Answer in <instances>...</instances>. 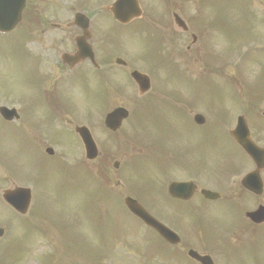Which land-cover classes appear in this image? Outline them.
<instances>
[{"label": "flooded vegetation", "instance_id": "obj_1", "mask_svg": "<svg viewBox=\"0 0 264 264\" xmlns=\"http://www.w3.org/2000/svg\"><path fill=\"white\" fill-rule=\"evenodd\" d=\"M0 1L7 3L8 7H12V3L20 5L21 2V0ZM4 15L10 16L0 14V16ZM21 16V22L10 32L0 34V62L12 61L15 79L19 84L18 92L14 94L6 93L0 84V107L13 109L15 113L14 121L7 122L4 118H9V113L3 115V118L0 110V124H2L0 133L3 136L12 135L16 145L20 144V133L23 129L30 131L33 136L39 135V138L49 143L67 145L69 141L63 140L53 131L39 132V125L55 121L61 123L63 127L65 122L67 123L65 117L70 113L75 114V111L68 109L66 95L68 81L86 73L93 77L96 83V70L101 65L103 67L110 65L112 57L116 58L119 50L117 51L113 45L104 44L100 35L96 34V0H24ZM76 16L82 17L76 18ZM160 26L158 37L147 36L143 44V56H145L143 64L149 73L151 87L149 92L139 98L141 111L146 113L151 121H155L154 113L157 110L163 114L164 121L171 122L174 112L180 110L181 99L178 93L163 92V82L172 80L175 83L181 62L199 64V77L194 79L205 81V93H193V98L189 99V102L190 100L193 102L190 105L188 103V109L185 111H188L187 116L190 117L192 127L205 133L207 145L211 141L214 127L212 103L207 86L213 79L212 69L221 74V79L227 80L224 76L227 67L225 52L223 50L214 55L208 43L201 45V35L192 38V33L188 31L185 34L191 36L194 44L185 47L187 54H181V36L177 30L171 29V24L168 22ZM112 38V44L114 41L118 43L121 35L114 32ZM166 42L172 43L169 44L167 54L164 50ZM198 42L200 45H197ZM123 69L128 71L130 66L125 64ZM160 73L161 75H156ZM262 81L260 83L261 81L256 80L259 86H264V78ZM239 83L245 90L243 87L245 83L243 81ZM200 94L204 102L203 107L198 109L196 103L200 101ZM257 95L247 88L244 93H237V101H243V107L245 100L250 101L240 114L246 120L252 140L264 147V123L259 119L261 109L258 108L257 101L253 103ZM260 99L264 102L262 95ZM198 114L203 117L199 126L193 122ZM237 116L239 115H236L234 121ZM227 125L228 122L225 126ZM37 143L38 141H34L33 146L36 147ZM76 143L79 144L78 139ZM159 143L163 154L166 153L165 142L159 141ZM168 159L175 167L181 164L179 156L169 155ZM3 160L4 157L0 152V166ZM252 170L254 165L247 157H228L215 166L212 173L209 165L203 172L190 166L182 168V175H178V171L161 172L165 192L168 185L174 181H191L195 184L193 194L187 200L173 199L167 193L164 194V190L160 196V218L163 224L180 238V244L175 248L185 253L191 249L197 250L190 239L207 242L210 239L206 234L209 233L215 241L231 242L237 246L238 251L245 247L249 255L253 256L252 264H255L258 250L264 244V221L255 224L246 216L260 206H264V172L260 173L263 194L256 196L242 186L244 177ZM251 185L255 186L256 181L249 178L247 186ZM202 190L215 193L217 197L206 199L201 195ZM170 205H173V208ZM170 221H176L174 228L169 226ZM225 255L227 260L231 254Z\"/></svg>", "mask_w": 264, "mask_h": 264}, {"label": "rangeland", "instance_id": "obj_2", "mask_svg": "<svg viewBox=\"0 0 264 264\" xmlns=\"http://www.w3.org/2000/svg\"><path fill=\"white\" fill-rule=\"evenodd\" d=\"M210 1L211 4L209 5V8H207L206 11L204 10V12H207L208 14L203 16L206 19V32L212 37L221 32L222 36H225L223 43H219L220 40L216 38L212 42L213 45L217 44L220 46L224 44L221 47L225 52L226 60L229 61L228 66L236 65V68L240 69L242 73L241 79L245 78L246 89L249 88L251 93H262L256 80L262 81L264 75L256 77V80L252 78V75L254 74L255 68H257L258 71H260V68L264 70V50L259 51L255 48H251L248 49V52H241L240 48L239 50L238 48L236 49L237 40L239 41L241 38L254 35V33L251 34V31H249V29L252 30L254 28V26H250L254 21L249 18H243V20H240L239 18V16H248L244 10L245 4L243 3L245 2H243V0ZM247 3H249L250 8L253 9L254 13L261 14V16L257 17L264 19V16H262L264 15V0H252ZM155 8H157V6H155ZM215 17H218L217 21L212 22ZM145 18L149 17L143 16V19ZM102 19L103 20L99 23V30L105 44L113 45L114 48L122 49V52L126 53V50H128L127 47L131 42H122L120 40L118 43L114 41L112 44V33L119 32V27L109 20L106 15ZM263 28L264 27H262V30ZM260 34L262 35V33ZM262 37L264 38V35H262ZM246 41L248 42L247 44H249L250 38ZM131 50L132 48H130V51ZM130 51H127V53ZM130 56L134 57V53H130ZM116 75L127 82V79H125L126 74L124 72H118ZM227 76L226 81L217 78L215 81L209 82L210 84H208V94L212 103V108L214 111L219 112L223 118L228 117L225 114L226 109L228 110V108L231 107L232 110H235L237 108V93H244V88L240 87L241 83H238L239 80L236 78L234 72ZM231 81L235 85L233 88L229 89V83ZM0 84L3 86L6 93L14 94L18 92L19 84L15 79V73L11 62H0ZM174 86L177 88L176 91L179 93V97L188 100L193 98V93H205V81L202 80L201 83H199L198 81L191 79L189 75L184 72H180L179 78L175 81ZM127 89L129 88L125 89L126 93ZM135 91V88H132L131 95L128 96L112 90L110 107L113 108L115 105H123L129 109H135L133 103V100L136 98ZM66 95L68 109L86 115L94 124H96L98 116L101 111H103V107L108 103V91L105 83H95L93 77L86 73H83L79 78L68 81ZM199 100V103L197 102L196 104L198 105V109H201L204 102L201 98V94ZM192 102L193 101L190 100L189 105ZM173 115L170 127L158 128L154 126L152 122L150 123L151 139L155 146H160L159 141H164L165 145L170 146L168 149L170 152H174L177 156H182L184 158L182 163L187 164L191 168H197L200 172L207 170L209 165L210 172L212 173L215 166L221 164L228 157L241 156L233 145L228 143L225 132H222L220 125L213 127L211 141L206 145V140L204 138L205 133L192 127L186 111L177 110ZM68 119L71 120L73 117H68ZM74 124H76V122L71 121L69 128ZM157 124L160 125L161 122H157ZM0 125L2 126V124ZM130 130L131 125L127 124L124 132L127 133L130 132ZM51 131L62 137L63 140L67 139L63 135L66 131L62 129L61 123L58 124L57 122L52 121L46 125H39V132L46 133ZM136 133L139 134L136 128H133L130 135H135ZM113 139L115 143H118L117 148H113L116 153L114 157L112 156L110 159L109 164H104L103 167H106V173L109 175V180H116L118 186L122 184L120 186V192H124L126 191V188L120 180V172L123 169L124 164L128 162L131 157L138 155V151L136 147L125 148L126 142L122 137ZM34 141L35 138L30 134V131H27V129L21 130L19 144V149L21 151L20 158V155H17V145L14 142V137L12 135L3 136L0 133V152L11 166H13L14 157L16 159L19 157L18 169L21 176L19 178L26 179L22 177H30L33 181L37 179L39 185L45 190V193L47 194L44 202L45 207L37 212L36 216L42 214V218L46 220L49 227V236L53 238L56 237V240L61 243L65 251L79 254L82 258L81 262H83V264H92L93 261L94 264H96V257L103 253H108V248L112 247L108 241L105 242L106 245L101 244L96 247V210L99 208V205L96 203V184L89 180V177L82 166L81 167L84 171L78 167L76 168L77 174L71 170L62 169V167L56 162H52L40 156L34 149ZM51 147L54 151V155L59 160H62L63 163L68 164L70 162H75L78 159H82L83 151L75 143L74 145H62L56 142L51 144ZM115 160L119 162V167L116 170L112 168V163ZM145 163L153 165L154 162L151 160H145L142 162L141 159H139L137 164L133 165L132 163L126 168L123 177L129 182V189L133 193H137L140 198L144 200L142 201L139 199V202L143 205L148 203L151 204L149 207L152 209L153 213L148 206L145 208L151 215L158 219L160 200L157 199L155 203H153L147 198L144 192V188H157V177L156 173L148 171L144 167ZM46 164H51L52 166L51 175H43L40 177V168H42V170H47L48 165ZM153 166L156 167V165ZM146 167L148 169L150 168L149 165H146ZM176 171L177 170L174 172ZM178 173V175H182L183 171H178ZM69 181H72L74 185L72 186ZM26 183L30 184V182ZM14 184L16 185V183ZM2 185L1 188H8L12 186V183L5 181ZM173 205L175 206V204ZM173 205L170 206L173 208ZM0 218L10 220V227L12 226V229L9 227V232L7 228L6 237H4V235V238L0 240V247H6L4 251H1L0 249L1 264H39L37 263L39 262L38 258L48 252L47 246H56L53 242L46 244L48 240H46L45 237L38 236L37 234L36 237L33 236L36 233L33 224L28 221L17 219L18 217L16 214L1 203ZM44 220L40 221L38 224H45ZM0 225L3 224L0 223ZM43 227L47 229L45 225ZM128 235L131 236L126 237L124 241L122 240L123 242L118 244L119 248L117 254L129 260L130 258L139 256L136 255L134 247L127 244L136 242L135 236L132 234ZM206 237L210 240H214L209 233L206 234ZM49 240L53 241V239ZM140 240L142 243L145 242L143 239ZM190 241H192L195 248H200V241H194L193 239H190ZM245 245L248 246L247 244ZM211 250L218 253V257L217 255L215 256L217 259L219 258L218 261H222V264H252L253 262V256L249 255L245 247H242L240 251L228 249V253L231 255H229L227 260L225 254H219L220 252H224V250H221L215 245ZM11 254L15 257H19V254H22L23 257H21L18 262L12 263ZM108 255L110 257V254ZM160 263L164 264V262ZM116 264H124V261H120ZM255 264H264V244L261 245V249L259 248L258 250Z\"/></svg>", "mask_w": 264, "mask_h": 264}, {"label": "water", "instance_id": "obj_3", "mask_svg": "<svg viewBox=\"0 0 264 264\" xmlns=\"http://www.w3.org/2000/svg\"><path fill=\"white\" fill-rule=\"evenodd\" d=\"M119 22H126L129 19L133 18L134 16H114ZM142 78V76L138 75V74H134V79L138 82V84L142 87V82L140 81V79ZM121 112V111H120ZM117 116V112L113 113L112 115H109L107 123L112 120L115 119ZM123 117V115H121ZM120 117V116H119ZM85 144H86V153H87V157L88 158H93L95 157L94 154V148L92 146V144L90 143V141L88 139H85ZM245 150L247 151V153L252 156L257 158L259 155V152L256 149H253L251 147H244ZM4 198L6 199V201L12 205L16 210H18L21 213H24L28 202H29V196H28V191L26 190H20L19 192H7L4 194ZM130 209L132 211V213H134L135 215H137L138 217H140L141 219H143L144 221H146L147 223H149L150 225L154 226L155 229L158 230L159 226L154 224V222L149 221L146 216V214L137 206L135 207L134 205H130ZM160 231V230H159ZM161 232V231H160Z\"/></svg>", "mask_w": 264, "mask_h": 264}]
</instances>
